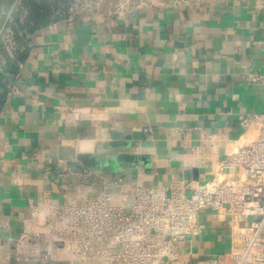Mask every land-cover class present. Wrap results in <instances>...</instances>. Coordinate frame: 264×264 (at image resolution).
Returning a JSON list of instances; mask_svg holds the SVG:
<instances>
[{
    "label": "crops",
    "instance_id": "obj_1",
    "mask_svg": "<svg viewBox=\"0 0 264 264\" xmlns=\"http://www.w3.org/2000/svg\"><path fill=\"white\" fill-rule=\"evenodd\" d=\"M72 11L28 35L0 105V264L42 262L24 241L108 180L133 193L214 177L212 156L240 140V114L264 112V0H202ZM216 142L208 140L213 137ZM138 157L120 174L72 169L68 155ZM202 232L161 264H203L231 247L223 209L202 210Z\"/></svg>",
    "mask_w": 264,
    "mask_h": 264
},
{
    "label": "built area",
    "instance_id": "obj_2",
    "mask_svg": "<svg viewBox=\"0 0 264 264\" xmlns=\"http://www.w3.org/2000/svg\"><path fill=\"white\" fill-rule=\"evenodd\" d=\"M189 1L202 0H123L110 14L123 15L132 4ZM101 6L73 0L56 15L86 9L96 14ZM249 77L264 83V74ZM239 120L243 134L224 159L212 156L211 180H182L157 189L137 185L133 193L109 190L124 179L108 180L89 197H67L64 213L23 240L39 244L42 262L63 251L70 260H54L58 264H161L177 256L181 240L200 235L202 210L223 209L234 224L231 247L203 264H264V112L240 114ZM208 140L217 141L214 136Z\"/></svg>",
    "mask_w": 264,
    "mask_h": 264
},
{
    "label": "rangeland",
    "instance_id": "obj_3",
    "mask_svg": "<svg viewBox=\"0 0 264 264\" xmlns=\"http://www.w3.org/2000/svg\"><path fill=\"white\" fill-rule=\"evenodd\" d=\"M73 1V0H72ZM80 1V0H79ZM85 2L101 3L111 6L112 3L123 0H81ZM27 9L24 7V0H1L0 1V71L6 75L8 88L11 84L13 73L8 68L9 64L17 65L23 47L18 43V37L23 36L24 31H18L17 25L27 19ZM28 40V35H25Z\"/></svg>",
    "mask_w": 264,
    "mask_h": 264
},
{
    "label": "trees",
    "instance_id": "obj_4",
    "mask_svg": "<svg viewBox=\"0 0 264 264\" xmlns=\"http://www.w3.org/2000/svg\"><path fill=\"white\" fill-rule=\"evenodd\" d=\"M72 0H24V7L27 9V19L17 25V30L24 31V35L18 37L20 47L23 51L27 46L25 35L34 33L40 27L49 23L53 18L58 17L56 11L62 7L67 6ZM22 53L20 54L21 57ZM11 73L15 74L18 70V64L13 66L11 63L8 66ZM8 86L6 83V75L0 71V105L4 102L8 93Z\"/></svg>",
    "mask_w": 264,
    "mask_h": 264
},
{
    "label": "water",
    "instance_id": "obj_5",
    "mask_svg": "<svg viewBox=\"0 0 264 264\" xmlns=\"http://www.w3.org/2000/svg\"><path fill=\"white\" fill-rule=\"evenodd\" d=\"M67 158L69 166L75 171L84 172L89 169L98 174H120L138 163L136 155L114 150L105 154L76 153L73 150ZM52 264L58 263L52 261Z\"/></svg>",
    "mask_w": 264,
    "mask_h": 264
}]
</instances>
